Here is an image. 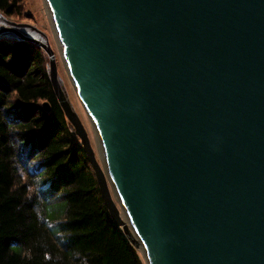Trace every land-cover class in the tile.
Segmentation results:
<instances>
[{
    "label": "water",
    "instance_id": "95a60500",
    "mask_svg": "<svg viewBox=\"0 0 264 264\" xmlns=\"http://www.w3.org/2000/svg\"><path fill=\"white\" fill-rule=\"evenodd\" d=\"M43 1L103 167L50 46L0 33L46 52L123 237L147 264H264V0Z\"/></svg>",
    "mask_w": 264,
    "mask_h": 264
},
{
    "label": "trees",
    "instance_id": "16d2710c",
    "mask_svg": "<svg viewBox=\"0 0 264 264\" xmlns=\"http://www.w3.org/2000/svg\"><path fill=\"white\" fill-rule=\"evenodd\" d=\"M20 1L0 0V12L19 14ZM43 63L35 45L0 43V264H142L106 212Z\"/></svg>",
    "mask_w": 264,
    "mask_h": 264
},
{
    "label": "rangeland",
    "instance_id": "374dc122",
    "mask_svg": "<svg viewBox=\"0 0 264 264\" xmlns=\"http://www.w3.org/2000/svg\"><path fill=\"white\" fill-rule=\"evenodd\" d=\"M47 12L48 11H47V8L45 7V3L43 0H21L20 1V13L14 16H10V15L6 16L8 19V22H6V24H8L9 28L14 26V24H20L22 27L17 26L15 28L18 30V32L22 34V36L24 35L30 38H34L36 40L41 41L42 43H47L50 46V48L52 49L51 51L54 52V60H55L54 64H56V71H57L56 76H57L58 83L61 87L60 89L63 91L74 113H77V116L80 122L82 123L81 125H83L85 134L87 136L86 138H88L89 145L92 148L91 150H93L94 152L96 163H98L100 166L103 167L101 151L99 150L100 145H99L98 137H96L95 129L87 113H85V109L79 100V97L76 93V89L73 88L74 86L72 84V81L70 77L68 76L69 74L63 63L62 57L60 55V51H58L59 46L57 43V39L55 38L54 30L51 26L52 24H51L49 14H47ZM1 25H5V23L0 21V26ZM18 39L20 38L15 33L8 32L7 38L4 39L3 41L6 43H10V42L17 41ZM39 51L41 52L43 56V60H44L43 64L45 65L47 76H48L49 74V65L47 64L48 56L46 52L43 51V49L39 48ZM6 94L8 95V93ZM14 98H15V95L13 93L9 94L10 101L13 102ZM6 102H8V98H6ZM67 126L69 127V130L73 133L75 138H77L78 144L80 148L82 149L81 141L78 138V136L75 135L73 128L70 126L69 123ZM25 164L27 165V162ZM88 165L90 169H92L89 163ZM36 176L37 175H30L29 178H34ZM22 178L24 180L27 179L25 177H22ZM33 189L34 187L33 188L30 187L28 191L30 193L31 192L34 193ZM111 194H112V191H111ZM114 199L115 197L112 194L111 200H113L119 212V205ZM119 215L122 218V215L120 212H119ZM119 227L121 228V226ZM138 253L141 258L140 261H142V264H146V261L144 260L142 254L139 251Z\"/></svg>",
    "mask_w": 264,
    "mask_h": 264
},
{
    "label": "flooded vegetation",
    "instance_id": "af4514ba",
    "mask_svg": "<svg viewBox=\"0 0 264 264\" xmlns=\"http://www.w3.org/2000/svg\"><path fill=\"white\" fill-rule=\"evenodd\" d=\"M0 21L3 22V23H5V25H1V26H0V29H1V28H5V27H8V24H6V22H8L7 17H5V16H2V17H1V16H0ZM7 34H8V31H6V32H1V33H0V43H1V42H2V43H6V42H4L3 40L7 38Z\"/></svg>",
    "mask_w": 264,
    "mask_h": 264
},
{
    "label": "bare ground",
    "instance_id": "6f19581e",
    "mask_svg": "<svg viewBox=\"0 0 264 264\" xmlns=\"http://www.w3.org/2000/svg\"><path fill=\"white\" fill-rule=\"evenodd\" d=\"M45 7H46V5H45ZM47 8V7H46ZM48 10V9H47ZM95 133H96V130H95ZM94 133V134H95ZM96 136H97V134H96ZM122 219H123V213H122ZM125 219V218H124ZM125 222H126V219L124 220ZM147 264V263H146Z\"/></svg>",
    "mask_w": 264,
    "mask_h": 264
}]
</instances>
